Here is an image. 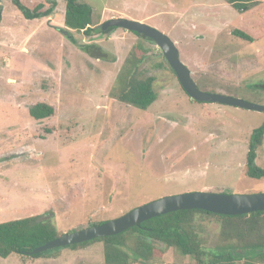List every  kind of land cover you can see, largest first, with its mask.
I'll return each instance as SVG.
<instances>
[{
	"label": "rangeland",
	"instance_id": "374dc122",
	"mask_svg": "<svg viewBox=\"0 0 264 264\" xmlns=\"http://www.w3.org/2000/svg\"><path fill=\"white\" fill-rule=\"evenodd\" d=\"M20 1L29 9L56 6L52 17L29 20L12 0H0V223L48 217L62 236L163 197L264 194V178L246 174L250 137L264 112L196 102L155 42L122 28L102 34L114 18L149 25L175 43L200 90L264 106V0L244 13L227 0H78L92 7L95 32L71 33L114 62L91 58L57 30L67 29L64 0ZM236 29L253 42L234 36ZM138 42L150 50L141 70L155 78L158 95L146 111L111 96ZM38 103L54 115L33 119L29 108ZM256 154L264 169V137ZM196 225L204 247L221 245L218 218L199 214ZM195 263L163 245L152 258ZM0 264H105L104 246L38 259L13 254Z\"/></svg>",
	"mask_w": 264,
	"mask_h": 264
},
{
	"label": "trees",
	"instance_id": "16d2710c",
	"mask_svg": "<svg viewBox=\"0 0 264 264\" xmlns=\"http://www.w3.org/2000/svg\"><path fill=\"white\" fill-rule=\"evenodd\" d=\"M12 1L29 20L50 18L55 15V2L52 7L45 10L43 3L29 9L20 0ZM64 2L66 4L64 24L67 29L63 31L69 32L66 36L67 39L91 58L114 62L116 57L110 55L100 45L82 43L71 33V31L82 32L88 37L94 35L92 7L78 0H64ZM258 2L259 0H227V3L239 13L249 11ZM1 21L2 11L0 8V23ZM116 29L109 28L107 31H102V34L110 33ZM132 33L142 40L153 42L139 33ZM232 34L240 39L253 42V38L241 30H233ZM149 51L142 42L133 46L111 92L113 98L142 111H146L158 98L154 90L155 78L145 76L141 70ZM261 87L264 88V85ZM54 113V108L46 103H38L29 108L30 116L36 121L48 119ZM263 137L264 123L254 129L250 137L246 171L250 178H264V169L256 165V150L262 143ZM199 214L216 217L220 220L222 226L221 245H216L213 248L204 247L196 225V215ZM59 236L57 227L48 217L32 216L1 222L0 258L6 259L17 254L38 259L64 248L77 249L101 242L104 246L105 264H152V258L159 245L175 248L181 255L193 258L196 261L195 264H238V261L242 259L246 260V264L264 262V212L241 216H222L202 210L177 211L148 220L140 226L115 236L52 249L34 256L28 255L36 248Z\"/></svg>",
	"mask_w": 264,
	"mask_h": 264
},
{
	"label": "water",
	"instance_id": "95a60500",
	"mask_svg": "<svg viewBox=\"0 0 264 264\" xmlns=\"http://www.w3.org/2000/svg\"><path fill=\"white\" fill-rule=\"evenodd\" d=\"M109 28H122L128 32H136L155 42L175 72L182 88L192 100L200 103H218L250 111L264 112V106L200 90L192 79L189 68L181 61L175 43L165 33L144 23L124 18H114L102 25V31H107ZM58 31L63 32L65 36L69 34L61 28ZM190 210H202L222 216H241L264 212V194L233 195L199 192L163 197L137 207L111 221L72 233H65L36 248L28 255L34 256L52 249L82 244L97 238L115 236L133 227L140 226L153 218L177 211Z\"/></svg>",
	"mask_w": 264,
	"mask_h": 264
}]
</instances>
